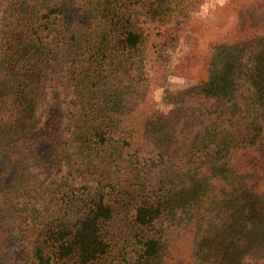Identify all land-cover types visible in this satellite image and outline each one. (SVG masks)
<instances>
[{"label": "trees", "instance_id": "obj_1", "mask_svg": "<svg viewBox=\"0 0 264 264\" xmlns=\"http://www.w3.org/2000/svg\"><path fill=\"white\" fill-rule=\"evenodd\" d=\"M200 2L0 0V264H264V1L171 70Z\"/></svg>", "mask_w": 264, "mask_h": 264}, {"label": "rangeland", "instance_id": "obj_2", "mask_svg": "<svg viewBox=\"0 0 264 264\" xmlns=\"http://www.w3.org/2000/svg\"><path fill=\"white\" fill-rule=\"evenodd\" d=\"M256 1H261L262 3L264 0H201L199 9L197 11L193 10L190 13L191 18L194 17L202 22L195 31L196 37L199 38L197 40L193 39L194 37L192 36L191 32L189 35L184 34L185 37L181 36V40L170 54L171 60L169 62V69L172 70L173 67H177V64L180 66L182 65L183 67V58H188V55L192 56V54L194 55L195 53V55H201L204 46L207 44L206 41L221 36L231 27V21L233 20L234 15L238 10L235 7H239L244 3L248 5ZM137 26L140 27L142 35H144L145 38L144 46L146 57L144 61V69L146 71V74L151 78L153 70L151 68L153 56L151 43L152 41L158 39V24L154 21L143 19L138 21ZM192 28L195 29L194 27ZM193 64L195 63L193 62ZM188 77V75L170 73L168 74V82L166 83V86L170 88L181 86L182 84H184ZM152 93L153 97L156 100H160L161 94L159 92V89L153 88ZM159 105L161 108L164 106L162 104V101H160ZM125 259V262H121L119 264H131L133 260V253L131 251H128Z\"/></svg>", "mask_w": 264, "mask_h": 264}]
</instances>
